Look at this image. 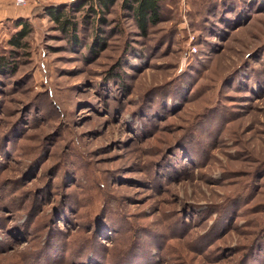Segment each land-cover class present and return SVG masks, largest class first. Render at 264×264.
<instances>
[{"label":"rangeland","instance_id":"1","mask_svg":"<svg viewBox=\"0 0 264 264\" xmlns=\"http://www.w3.org/2000/svg\"><path fill=\"white\" fill-rule=\"evenodd\" d=\"M236 1L162 0L146 33L119 0L98 32L84 6L78 43L32 9L0 74V264L264 251V9ZM15 28L0 23V50Z\"/></svg>","mask_w":264,"mask_h":264},{"label":"trees","instance_id":"2","mask_svg":"<svg viewBox=\"0 0 264 264\" xmlns=\"http://www.w3.org/2000/svg\"><path fill=\"white\" fill-rule=\"evenodd\" d=\"M161 1L162 0H119V5L122 9L129 11L136 26L143 33H146L149 26H153L160 21ZM117 2L118 0H84L79 4L68 3L67 5L47 2L35 7L32 12L44 10V12L48 14L49 18L54 21L59 30L68 34L75 43H78L76 35L78 22L75 20L72 13L83 10L85 6L82 17L93 24L95 32H98V24H105V13H107ZM245 2L246 4L248 2H252L254 6H260V8H262L261 10L264 9V0H247ZM236 3L241 4V0H237ZM216 5H218V3ZM225 12H231V9H228V11L225 9ZM236 16L242 18V14L239 15V12ZM231 19L233 20L234 18H224V26H226L225 24H229ZM14 22L16 24V28L6 39L8 47L0 50V74L7 72L13 74L15 72L16 61L14 60V56L18 54L19 49H24L26 47L25 38L31 32V25L25 19H17ZM96 38H98L97 41L100 42V37L97 34ZM89 49L92 50V46H89ZM109 76L111 78H115L117 75L114 74V77L113 75ZM207 116H209V114H207ZM85 246L86 245H82V249H85ZM256 247L257 242L254 245L252 243L247 247L244 256L240 259V264H244L243 262H248L249 264H264V251L256 250ZM260 254L262 257H259ZM94 256L97 258H104L103 255L95 254ZM100 263L108 264V262H104L103 259H101Z\"/></svg>","mask_w":264,"mask_h":264},{"label":"crops","instance_id":"3","mask_svg":"<svg viewBox=\"0 0 264 264\" xmlns=\"http://www.w3.org/2000/svg\"><path fill=\"white\" fill-rule=\"evenodd\" d=\"M13 2L14 0H0V23L6 19L12 21L24 19L31 13L34 7V0H29L23 6H15Z\"/></svg>","mask_w":264,"mask_h":264},{"label":"built area","instance_id":"4","mask_svg":"<svg viewBox=\"0 0 264 264\" xmlns=\"http://www.w3.org/2000/svg\"><path fill=\"white\" fill-rule=\"evenodd\" d=\"M29 2V0H14V5L15 6H23L26 5ZM193 51H195V48L193 47L192 49Z\"/></svg>","mask_w":264,"mask_h":264}]
</instances>
